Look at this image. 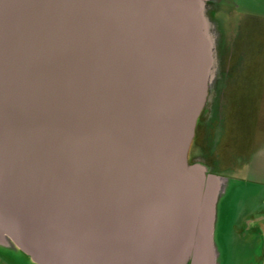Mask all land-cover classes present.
Wrapping results in <instances>:
<instances>
[{"label":"water","instance_id":"95a60500","mask_svg":"<svg viewBox=\"0 0 264 264\" xmlns=\"http://www.w3.org/2000/svg\"><path fill=\"white\" fill-rule=\"evenodd\" d=\"M213 0H0V243L37 264H216L224 177L187 149Z\"/></svg>","mask_w":264,"mask_h":264},{"label":"rangeland","instance_id":"374dc122","mask_svg":"<svg viewBox=\"0 0 264 264\" xmlns=\"http://www.w3.org/2000/svg\"><path fill=\"white\" fill-rule=\"evenodd\" d=\"M214 1L216 6L212 13L221 23H214L217 33L215 76L206 89L199 111L205 118L210 112L214 117L212 101L216 99L218 86L222 88L228 79L223 75L226 67L223 61L224 27L230 35L227 61L231 69H260V63H257L260 61V48L264 45V2ZM209 10L207 13L210 15ZM236 20H246V23H233ZM240 55L248 57L247 67L242 65ZM250 60L252 62H248ZM249 81L241 75L231 76L229 83L234 95L227 97L223 104L219 103L215 121L210 126L214 128V138L217 140L212 151L207 145L211 135L208 134L206 121L211 123L213 120L207 119L201 139L204 148L197 151L196 143L191 142L187 151L189 161H199L208 171L227 176L225 187L216 201L213 235L215 245H218L217 264H264V107H258L259 103L263 104L262 101L257 104L251 101L249 92L257 84ZM209 151L215 163L208 157ZM220 152L230 156L229 166H224V155ZM31 261L18 248L0 247V264H36Z\"/></svg>","mask_w":264,"mask_h":264},{"label":"crops","instance_id":"0c3cea01","mask_svg":"<svg viewBox=\"0 0 264 264\" xmlns=\"http://www.w3.org/2000/svg\"><path fill=\"white\" fill-rule=\"evenodd\" d=\"M258 1H260V0H258ZM261 1L264 2V0H261ZM209 4H210L209 12H210V16H211L212 20L214 21V23H221V22H219V19L216 16H214V14L212 13L213 9H215L216 2L213 0V1H210ZM222 23H229V21L228 22H223L222 21ZM233 23H246V20H244V21L236 20ZM223 34H224L223 35V45H224L223 61L226 62V67H225V69L223 71V75H224V77L227 76L228 79L226 78V83H225V85L222 84L223 85L222 88L219 87L220 85L218 86V94L216 95V99H213V101H212L213 105L212 104L211 105L214 106V110H215L214 117H213V115H211L212 112H210V114L206 118L203 117L202 113L201 114L199 113L197 118H196V120H195L193 135L191 137L190 143L191 142H195L196 143L195 144V148H196L197 151H199V150L204 148L203 141L201 139H203V137H204L203 133L205 132L204 131L205 128H203V126L205 124V120L206 119L207 120H211V121L213 120L211 123L209 121H206L208 123V126H209L208 134H209V136L211 135L207 145L209 144V148H210L211 151H212V146L217 143V140H215L216 138H214L215 137L214 136V132H213L214 128L213 127L210 128V126H212V123H214V121H215V114H216L218 106H220L219 103L225 102L226 101L225 99L227 97L229 98V97H232L234 95V92L231 91V89H230V83H229L230 82V78H231L232 75L235 74V76H238V75L244 76L246 81L250 80L249 81L250 83L255 81L257 85L254 86L249 92L251 101H256V104H257V102L262 101L263 104L259 103L260 105H258V107H264V45L261 46V48H260V55H261L260 56V61L258 63L256 62L257 64L260 63V66H261L260 69L256 68V70H251V69L250 70L249 69L245 70V69H243V67H241L238 70L237 69H231L229 64H228V61H227L228 60L227 59L228 58V54L230 52V48H229L230 47V43H229V39H228L230 37V35H229V32H228L227 28H225V27H224V30H223ZM240 56H241V59L243 60L242 65L247 67L248 65L246 64V60H247L248 57L246 55H240ZM248 62H252V60H250ZM228 84H229V86H228ZM212 106H211V108H212ZM187 151H188V149H187ZM211 151H209L208 157H210L211 162L215 163V159H214V157H212ZM222 153L220 152V154H222ZM222 155H224V158L222 159V161L224 162L223 163L224 166H229L228 157L230 158V156L226 152H224ZM218 162H219V160H218ZM219 175H222L224 177V182L222 184V189H221V191H222L224 189V187H225V184H226V181H227V178H226L227 176L224 173L223 174L221 173ZM221 191H220L219 195L217 196V199L220 196ZM217 199H216V201H217ZM216 201H215V209H214V218H213V223H212V244H213V248H214V252H215V260H216V254H217V248H218V245L217 244L215 245L214 235H213V228H214L215 214H216ZM0 247L11 248V249H16L17 248V247H15L12 244H3V243H0ZM26 256H28V255H26Z\"/></svg>","mask_w":264,"mask_h":264},{"label":"trees","instance_id":"16d2710c","mask_svg":"<svg viewBox=\"0 0 264 264\" xmlns=\"http://www.w3.org/2000/svg\"><path fill=\"white\" fill-rule=\"evenodd\" d=\"M189 161V160H188Z\"/></svg>","mask_w":264,"mask_h":264}]
</instances>
